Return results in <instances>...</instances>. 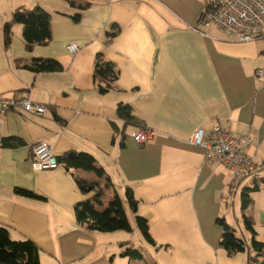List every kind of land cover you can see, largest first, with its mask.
<instances>
[{
    "label": "crops",
    "instance_id": "1",
    "mask_svg": "<svg viewBox=\"0 0 264 264\" xmlns=\"http://www.w3.org/2000/svg\"><path fill=\"white\" fill-rule=\"evenodd\" d=\"M36 6L50 14V39L28 50L16 10ZM203 6V0H0V93L48 108L42 116H2L0 226L13 240L32 241L39 264H247L253 251L228 254L217 222L223 218L248 242L243 213L264 243V81L254 73L264 63V38L240 42L200 24ZM12 20L6 43L4 25ZM69 43L79 46L74 55ZM99 52L118 70L103 94L93 81ZM36 58L54 59L61 69L24 67ZM119 103L130 106L133 122L118 116ZM213 123L250 137L242 151L257 166L236 183L228 167L206 161L204 149L188 142L197 127L207 133ZM142 128L154 135L138 144L131 133ZM5 137L17 141L4 144ZM42 140H50L59 165L34 171L31 148ZM78 152L91 154L104 175L60 160ZM77 179L99 184L97 210L117 196L131 229L140 233L135 215L144 217L154 243L140 235L135 247L123 230L101 232L78 222L75 206L95 192L81 191ZM256 183L242 212L241 192ZM126 246L142 258L123 256Z\"/></svg>",
    "mask_w": 264,
    "mask_h": 264
},
{
    "label": "trees",
    "instance_id": "2",
    "mask_svg": "<svg viewBox=\"0 0 264 264\" xmlns=\"http://www.w3.org/2000/svg\"><path fill=\"white\" fill-rule=\"evenodd\" d=\"M19 13L17 22L22 24V37L26 48L29 50L35 44H44L50 39V14L41 7L21 8L16 10ZM15 21L5 23V41L10 40V25ZM117 29L112 34L117 33ZM24 67L33 72H50L61 69V65L54 59L36 58L29 63H24ZM118 78V70L115 65L106 60L102 53H97L93 68V81L99 93H106L110 90ZM117 114L126 123L133 122L134 116L131 114L128 104L119 103L117 106ZM16 137L3 138L4 144L17 141ZM66 165L70 167L82 168L93 171L97 176L104 175V170L98 168L95 164L94 157L85 152H78L74 156L63 157ZM255 178V176H253ZM258 180V179H255ZM264 184V178L260 179ZM259 180V181H260ZM78 187L81 191H94L95 196L84 202H80L74 208L75 218L78 222L85 224L88 229L101 232H110L116 230L131 231V226L126 216L121 199L115 196L102 210L96 209L95 204H100L97 200L101 196L102 190L96 182H87L77 179ZM258 182V181H256ZM259 186L254 184L252 187H245L241 192V210L247 209L251 202L249 192L256 190ZM17 192L24 196H33V194L24 189H17ZM126 199L132 211L136 212V201L133 199L131 190H126ZM243 223L248 231H250V239L247 242L242 236L235 233L233 227L227 224L223 218H218L217 222L222 226L220 245L228 252L233 254L244 250H252V255H248L247 264H264V243L256 239L254 229L250 217L243 213ZM135 222L144 239L150 243H154L147 229L146 219L140 215H135ZM121 254L123 256L141 259V253L130 246L124 247ZM0 264H39L38 248L28 239L13 240L10 238L7 228L0 226Z\"/></svg>",
    "mask_w": 264,
    "mask_h": 264
},
{
    "label": "built area",
    "instance_id": "3",
    "mask_svg": "<svg viewBox=\"0 0 264 264\" xmlns=\"http://www.w3.org/2000/svg\"><path fill=\"white\" fill-rule=\"evenodd\" d=\"M203 3L200 24L204 26L214 24L220 31L232 35L240 42L264 38V0H203ZM66 50L70 55H74L79 46L76 43H69ZM254 73L264 81V63L257 67ZM8 111L42 116L48 108L25 97L0 93V123L2 116ZM153 135V130L142 128L132 132L131 138L141 144L151 139ZM188 142L204 149L206 161H218L228 167L233 174V183L244 175L252 174L257 166L252 157L243 154L242 151L249 145L250 137L248 135L235 137L217 123H213L207 133L202 127H197L188 138ZM30 165L34 171L58 167V158L52 151L50 140H42L32 146Z\"/></svg>",
    "mask_w": 264,
    "mask_h": 264
},
{
    "label": "rangeland",
    "instance_id": "4",
    "mask_svg": "<svg viewBox=\"0 0 264 264\" xmlns=\"http://www.w3.org/2000/svg\"><path fill=\"white\" fill-rule=\"evenodd\" d=\"M124 209L127 210V206L124 205ZM129 213V211H128ZM129 215V214H128ZM127 215V216H128ZM128 220H129V223L131 222L132 223V219L131 217L129 216L128 217ZM130 223V224H131ZM243 227V226H242ZM239 232V231H238ZM121 234H126L125 236V239L124 240H128L130 243H132L133 246L137 247L138 245H141L142 242H141V237H140V233L138 231H135L132 229V231H126V230H123V232H119Z\"/></svg>",
    "mask_w": 264,
    "mask_h": 264
},
{
    "label": "water",
    "instance_id": "5",
    "mask_svg": "<svg viewBox=\"0 0 264 264\" xmlns=\"http://www.w3.org/2000/svg\"><path fill=\"white\" fill-rule=\"evenodd\" d=\"M15 19H17V15L15 16Z\"/></svg>",
    "mask_w": 264,
    "mask_h": 264
}]
</instances>
